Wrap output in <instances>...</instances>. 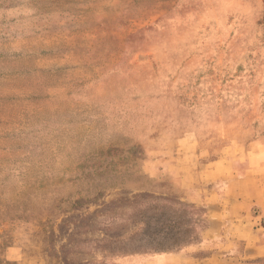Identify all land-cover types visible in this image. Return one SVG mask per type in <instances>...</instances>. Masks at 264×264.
Listing matches in <instances>:
<instances>
[{"label":"rangeland","instance_id":"obj_1","mask_svg":"<svg viewBox=\"0 0 264 264\" xmlns=\"http://www.w3.org/2000/svg\"><path fill=\"white\" fill-rule=\"evenodd\" d=\"M0 264H264V0H0Z\"/></svg>","mask_w":264,"mask_h":264},{"label":"trees","instance_id":"obj_2","mask_svg":"<svg viewBox=\"0 0 264 264\" xmlns=\"http://www.w3.org/2000/svg\"><path fill=\"white\" fill-rule=\"evenodd\" d=\"M137 223L140 225V228L137 232H135L134 234H132L129 237H123V238H119L120 240H114V241H118V242H123V241H129V240H134L135 238H139V240H144V237L146 239V242L144 244H135V242H133V244H135V246L138 249V252L142 251L144 253H147L149 251H167V250H180L182 243L181 242L183 240V238L181 237H171L168 236L167 234H165V230L163 229L162 232L160 231H151L150 234L149 230H151L154 227H160L162 228L165 224L163 222H159V224H155L153 222H149V220L145 221H137ZM152 223V224H151Z\"/></svg>","mask_w":264,"mask_h":264},{"label":"crops","instance_id":"obj_3","mask_svg":"<svg viewBox=\"0 0 264 264\" xmlns=\"http://www.w3.org/2000/svg\"><path fill=\"white\" fill-rule=\"evenodd\" d=\"M215 220V218H213ZM177 257V256H176Z\"/></svg>","mask_w":264,"mask_h":264}]
</instances>
